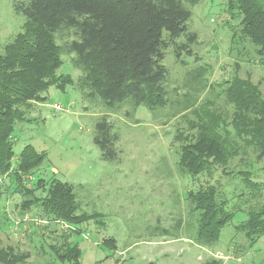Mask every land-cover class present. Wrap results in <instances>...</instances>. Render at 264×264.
I'll return each mask as SVG.
<instances>
[{
  "label": "rangeland",
  "instance_id": "1",
  "mask_svg": "<svg viewBox=\"0 0 264 264\" xmlns=\"http://www.w3.org/2000/svg\"><path fill=\"white\" fill-rule=\"evenodd\" d=\"M16 1L25 0H0L3 44L11 42L26 22L14 10ZM228 2L202 0L190 7L188 32L196 34V41L177 48L187 43L185 33L165 50L168 95L164 106L152 110L128 101L109 108L101 97L80 88L82 71L73 65L74 54H63L57 73L72 75L74 83L65 91L52 85L43 93L46 101L24 107L25 119L15 125L13 169L25 146L32 145L46 156L38 170L23 178L25 185L31 188L45 179L48 187L56 178L73 186L77 213L92 216L73 238L81 248L80 264H264V236L246 249L247 239L236 228L249 209L264 205V190L254 198L242 180L251 170L253 179L264 183V158L259 160L247 148L230 158L228 166L216 168L211 177L192 178L179 167L183 146L200 134L201 126L221 129L217 136L227 134L232 141L233 135L223 129L235 109L225 92L228 80L250 78L264 95V53L243 37L240 21L227 10ZM57 36L63 43L64 37ZM185 95L196 99L188 110ZM103 116L118 137L114 144L118 159L103 158L95 143L97 123ZM0 180L4 188L0 251L10 247L14 255L28 254L22 264H75L59 260L51 248L66 245L64 235L70 227L48 222L39 205L24 209L27 197L14 191L13 175ZM198 181L220 185L229 208H239L211 246L195 239L198 213L191 214L187 200V192L196 189ZM36 195H44L43 190Z\"/></svg>",
  "mask_w": 264,
  "mask_h": 264
},
{
  "label": "trees",
  "instance_id": "2",
  "mask_svg": "<svg viewBox=\"0 0 264 264\" xmlns=\"http://www.w3.org/2000/svg\"><path fill=\"white\" fill-rule=\"evenodd\" d=\"M201 1L25 0L14 3L15 12L23 14L26 22L11 42H0V179L13 175L14 191L27 197L22 202L24 209L39 205L48 222L70 227L68 235H64L66 245L51 246L59 260L80 264L81 248L73 238L82 232L81 226L92 216L77 213L79 204L73 186L67 182L54 178L46 187L45 179H39L34 187L25 185L23 178L38 170L46 156L32 145L25 146L18 167L13 169L15 125L25 119L24 107L46 101L43 93L52 85L65 91L74 83L72 75L57 73L63 64V54H74L73 65L82 71L78 79L80 88L89 90L93 97H101L109 108H118L128 101L134 106L146 104L152 110L164 106L168 95L164 85L168 78V69L163 64L165 50L185 33L187 43L177 48L183 49L196 41V34L188 32V22L192 17L190 7ZM228 1L227 10L233 19L240 21L243 37L263 54L264 0ZM58 34L64 37L63 43L58 41ZM227 82L225 92L235 109L231 122L223 129L233 139L228 141L227 134L218 137L221 129L201 126L200 134L192 136L190 143L183 146L179 160L183 175L211 177L216 168L228 166L230 158L247 148L259 160L264 158V95L250 78L235 77ZM185 96L189 102L184 108L188 110L196 99ZM112 130V124L103 116L97 123L94 140L107 160L119 156L114 147L118 137ZM248 171L249 176L242 178L244 186L254 198L261 197L264 183L253 179L255 173ZM3 189L0 183V195ZM38 189L44 195L37 196ZM187 200L191 214L198 213L195 239L204 246L215 244L239 212V208H229V199L215 183L199 182L196 189L187 192ZM236 228L247 239L245 248H253L264 236V205L249 209L246 219ZM2 249L0 264H22L28 257V254L14 255L10 247Z\"/></svg>",
  "mask_w": 264,
  "mask_h": 264
},
{
  "label": "built area",
  "instance_id": "3",
  "mask_svg": "<svg viewBox=\"0 0 264 264\" xmlns=\"http://www.w3.org/2000/svg\"><path fill=\"white\" fill-rule=\"evenodd\" d=\"M66 225V224H65ZM68 227V225H66Z\"/></svg>",
  "mask_w": 264,
  "mask_h": 264
}]
</instances>
